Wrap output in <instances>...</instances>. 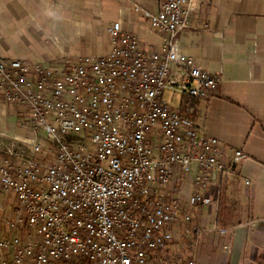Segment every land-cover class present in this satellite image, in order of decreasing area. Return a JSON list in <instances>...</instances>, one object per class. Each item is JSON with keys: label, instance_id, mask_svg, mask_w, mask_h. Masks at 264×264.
<instances>
[{"label": "built area", "instance_id": "obj_1", "mask_svg": "<svg viewBox=\"0 0 264 264\" xmlns=\"http://www.w3.org/2000/svg\"><path fill=\"white\" fill-rule=\"evenodd\" d=\"M196 8L160 0L144 11L168 35L157 50L115 21L102 54L56 65L0 54V93L26 110L27 131L0 148V193L19 200L0 216V264H198L201 235L228 234L195 211L219 206L225 173L247 154L234 149L230 159L218 137L164 98L207 99L222 81L179 49Z\"/></svg>", "mask_w": 264, "mask_h": 264}, {"label": "crops", "instance_id": "obj_2", "mask_svg": "<svg viewBox=\"0 0 264 264\" xmlns=\"http://www.w3.org/2000/svg\"><path fill=\"white\" fill-rule=\"evenodd\" d=\"M159 1L0 0V54L47 65L66 56L102 54L111 49L108 26L115 21L139 33L145 49L157 50L168 35L144 11H157ZM195 2L192 26L177 36L179 49L222 81L209 98L196 100L193 118L222 141L230 159L234 149L247 154L225 173L219 206L195 211L207 229L215 222L230 229L201 235L198 264H264V0ZM25 112L0 93V148L26 134ZM192 182V176L185 179V195L193 191ZM2 196L0 216L7 217L14 210Z\"/></svg>", "mask_w": 264, "mask_h": 264}, {"label": "rangeland", "instance_id": "obj_3", "mask_svg": "<svg viewBox=\"0 0 264 264\" xmlns=\"http://www.w3.org/2000/svg\"><path fill=\"white\" fill-rule=\"evenodd\" d=\"M164 98L171 102L173 105L178 106L181 102L182 95H174L173 92L171 91H166ZM3 195L2 197L4 198V204L11 207V209L15 210V208L18 206L19 200L17 197V194L15 192H10V193H5V194H0ZM205 211V209H204ZM238 216V213L234 212L232 213V217Z\"/></svg>", "mask_w": 264, "mask_h": 264}, {"label": "trees", "instance_id": "obj_4", "mask_svg": "<svg viewBox=\"0 0 264 264\" xmlns=\"http://www.w3.org/2000/svg\"><path fill=\"white\" fill-rule=\"evenodd\" d=\"M196 107H197L196 99H194L193 97H189L187 95H183L181 109L185 114L192 117L195 116Z\"/></svg>", "mask_w": 264, "mask_h": 264}]
</instances>
